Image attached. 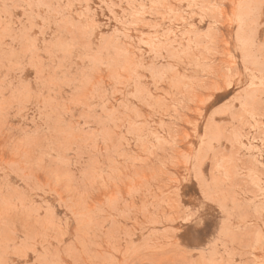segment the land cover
<instances>
[{"label": "rangeland", "instance_id": "rangeland-1", "mask_svg": "<svg viewBox=\"0 0 264 264\" xmlns=\"http://www.w3.org/2000/svg\"><path fill=\"white\" fill-rule=\"evenodd\" d=\"M0 264H264V0H0Z\"/></svg>", "mask_w": 264, "mask_h": 264}, {"label": "snow or ice", "instance_id": "snow-or-ice-1", "mask_svg": "<svg viewBox=\"0 0 264 264\" xmlns=\"http://www.w3.org/2000/svg\"><path fill=\"white\" fill-rule=\"evenodd\" d=\"M204 216L203 211H193L190 214V222L188 224V227L190 231L195 235L198 231L202 229V224H201V218Z\"/></svg>", "mask_w": 264, "mask_h": 264}]
</instances>
